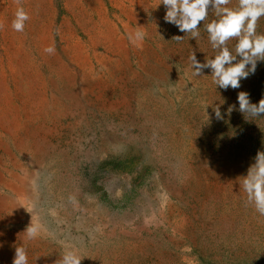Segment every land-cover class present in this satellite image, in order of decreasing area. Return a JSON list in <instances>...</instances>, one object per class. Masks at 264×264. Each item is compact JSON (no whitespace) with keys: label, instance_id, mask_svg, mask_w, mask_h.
Returning <instances> with one entry per match:
<instances>
[{"label":"rangeland","instance_id":"1","mask_svg":"<svg viewBox=\"0 0 264 264\" xmlns=\"http://www.w3.org/2000/svg\"><path fill=\"white\" fill-rule=\"evenodd\" d=\"M21 3L16 32V0H0V264L20 245L28 264L66 249L81 264H264V216L240 177L264 151V116L237 101L264 98V61L224 90L192 75V52L214 54L203 25L180 32L160 0Z\"/></svg>","mask_w":264,"mask_h":264},{"label":"clouds","instance_id":"2","mask_svg":"<svg viewBox=\"0 0 264 264\" xmlns=\"http://www.w3.org/2000/svg\"><path fill=\"white\" fill-rule=\"evenodd\" d=\"M16 3L11 27L16 32H24L30 16L21 0H16ZM230 3L231 0H160L159 4L165 9L164 21L176 26L180 32L190 34L191 38L200 36V26L203 25L214 54L201 62L192 52L189 56L192 75L200 76L204 69H209L212 83L224 90L229 87L239 89L241 80L255 74L258 62L264 61V33L257 32V21L264 17V0H238L232 7L228 6ZM210 10L214 13L211 20L208 19ZM145 36L146 33L137 26L128 34V39L131 44L141 47ZM182 38L176 36L177 40ZM232 39H235V44L230 48L228 42ZM54 50L53 46L45 49L48 53ZM237 101L241 113L251 117L264 116V98L252 103L248 92L239 91ZM234 107L230 106L228 111ZM215 116L222 118L219 106L215 108ZM240 177L246 203L264 216V151L257 152L246 175ZM166 199V195L162 197V203ZM24 233L27 239H35L41 233V226L30 223ZM12 264H28L23 245L15 247ZM57 264H81V258L76 251L66 249Z\"/></svg>","mask_w":264,"mask_h":264}]
</instances>
